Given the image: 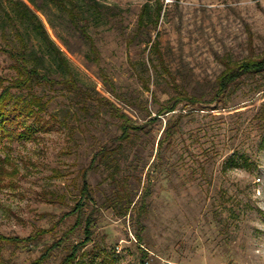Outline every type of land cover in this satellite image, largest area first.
<instances>
[{"label": "rangeland", "instance_id": "obj_1", "mask_svg": "<svg viewBox=\"0 0 264 264\" xmlns=\"http://www.w3.org/2000/svg\"><path fill=\"white\" fill-rule=\"evenodd\" d=\"M96 1L110 8L108 17L89 16L87 26L99 64L88 57L89 42L69 24L67 12L50 1L30 4L66 59L65 68L35 32L10 13L8 0H0V77L16 76L7 50L24 49L28 64L38 71L72 77L93 96L142 121L147 111L155 115L173 85L190 95L206 94L225 69L224 60L246 59L251 49L257 56L264 52V0ZM144 6L143 22L152 41L159 43L166 70L150 45L132 38ZM101 69L117 95L128 101L136 98L141 107L109 92ZM32 92L47 101L43 120H49L50 128L37 132L35 139L0 148V234L7 237L52 228L79 198L82 173L94 151L106 143L112 148L109 141L119 133L117 120L97 101L83 109L60 86H34ZM263 102L264 75L248 76L231 86L217 109L187 112L181 105L155 124L151 137L117 143L124 169L134 150L149 167L166 119L183 112L166 150L165 168L153 176L141 242L132 217L118 216L111 206L117 189L111 184L112 162L89 171L94 203L86 206L85 216L94 212L96 225L82 264H143L142 251L148 255L144 264H264V142L256 118ZM124 169L118 179L126 174ZM75 221L76 215L67 217L30 252L1 248L3 257L11 264H29ZM70 238L82 240V228ZM55 253L58 262L64 252Z\"/></svg>", "mask_w": 264, "mask_h": 264}, {"label": "trees", "instance_id": "obj_2", "mask_svg": "<svg viewBox=\"0 0 264 264\" xmlns=\"http://www.w3.org/2000/svg\"><path fill=\"white\" fill-rule=\"evenodd\" d=\"M42 1H50L59 10L67 12L69 24L79 32L81 37L87 39L89 42L90 53L88 57L96 64H99V54L95 43L87 32V26L89 16L108 17L110 8L96 0H87L84 4L77 2V0ZM30 4L35 5V0H8L7 7L13 16L21 23H26L35 32L37 37L49 47L50 55L56 56L55 60L59 61L65 68H69L62 52L50 39L42 21L31 9ZM158 10L160 12V8ZM145 13H147V6H144L142 10V14L139 17V27L132 38L133 40L139 38L146 46L150 45L151 49L158 56L160 66L163 70H166L160 54L159 43L156 40L152 41L150 30L143 22V14ZM7 53L14 61L16 76L5 80L0 77V148L6 143H11L15 140L35 139L37 132H46L49 130V120H43L48 103L42 96L33 94L32 90L34 86L44 85L52 88L60 86L65 88L73 94L76 102L83 109L90 102L97 101L98 105L105 108L117 120L116 126L119 133L114 135L109 141L113 146L112 148H109L108 143H106L94 151L89 167L82 173V186L79 192V198L76 200L72 209L63 213L52 228L37 230L26 237H7L0 234V264H11L9 260L3 257L1 248L8 247L12 251L25 250L28 252L38 249L44 242L42 238L46 234L54 232L71 215H76V221L72 228L59 239H55L50 245H46L40 256L29 264H82L84 258L83 249L92 241L93 228L96 225L94 212H90L85 216L86 206L94 203V197L87 178L88 173L90 170H96L100 165L109 162H112L110 167L113 169L110 173L112 179L111 184L117 186V189L114 190L115 199L111 202V206L118 216L123 218L128 216L132 217L135 225L138 227L136 237L138 242H141V234L144 230L143 220L148 209L147 200L152 194L153 176L163 172L165 168V164L167 163L166 150L173 141L174 134L183 118V112L180 111L175 117L171 116V118L166 119L162 135L157 141L156 155L149 167L147 162H144V157L139 154L138 150H134L131 159L125 163L124 169L118 158L120 153L114 146L117 143L120 144L119 142L142 140L151 137L155 124L160 122L162 117L177 113L181 105L187 112L217 109L219 105H224V96L230 90L231 86L236 85L245 77L264 75V52L257 56L254 55L251 49L250 55L246 59L233 63L223 61L225 69L216 78L208 93L194 96L185 90L175 88L173 85V91L159 105L155 115L144 108L147 111V115L144 120L139 121L125 113L110 100L100 96H93L89 91L80 86L74 78H66L64 76L53 77L49 73H42L36 67L30 66L25 59L26 52L24 49L20 52L11 49L7 50ZM100 74L103 77V81L109 85V92L116 98L141 107L139 100L136 98L128 101L117 95L112 81L107 77L104 70L101 69ZM256 118L258 121L257 125L262 130V141L264 142V102L259 107ZM50 119H53V117H50ZM30 120H33V124L29 123ZM3 162L4 160L0 161V177L4 175ZM243 163L251 165L246 159L243 160ZM123 169L126 174L118 179L117 175L123 173ZM130 179H132V182H129ZM134 184L138 186H134ZM140 185H142V190L139 195ZM94 210H97L95 205ZM80 227L83 231V239L72 241L70 235ZM56 251L64 252V255L58 262L55 259ZM142 252L144 257L142 263L144 264L145 258L148 255L146 251Z\"/></svg>", "mask_w": 264, "mask_h": 264}]
</instances>
